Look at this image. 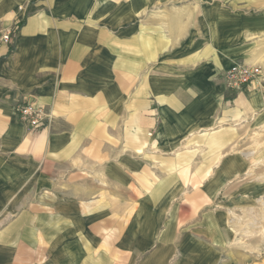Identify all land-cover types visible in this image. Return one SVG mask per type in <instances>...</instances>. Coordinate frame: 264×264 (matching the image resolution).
<instances>
[{
  "label": "crops",
  "instance_id": "1",
  "mask_svg": "<svg viewBox=\"0 0 264 264\" xmlns=\"http://www.w3.org/2000/svg\"><path fill=\"white\" fill-rule=\"evenodd\" d=\"M0 25V264L255 262L228 255L215 187L243 183L232 148L264 124L263 93L222 82L264 72V0H0ZM185 140L220 161L181 162Z\"/></svg>",
  "mask_w": 264,
  "mask_h": 264
},
{
  "label": "rangeland",
  "instance_id": "2",
  "mask_svg": "<svg viewBox=\"0 0 264 264\" xmlns=\"http://www.w3.org/2000/svg\"><path fill=\"white\" fill-rule=\"evenodd\" d=\"M258 124L254 122L245 127L242 138L232 148L240 151L243 183L236 187H215L219 195L223 194L222 197L229 200L225 206L233 231L231 240L238 243L237 249L229 250L228 255L245 261L253 259L255 262H248L250 264H264V124L256 127ZM187 141L181 147V162H203L205 158L207 161H220V153L205 155L202 146L193 145L192 142L188 145ZM191 172L198 174L202 171ZM218 172L212 170V177L218 176Z\"/></svg>",
  "mask_w": 264,
  "mask_h": 264
},
{
  "label": "built area",
  "instance_id": "3",
  "mask_svg": "<svg viewBox=\"0 0 264 264\" xmlns=\"http://www.w3.org/2000/svg\"><path fill=\"white\" fill-rule=\"evenodd\" d=\"M14 26L0 25V45L11 42ZM222 82L226 89L241 91L253 84L264 93V72L258 64L234 63L222 73ZM21 121L30 132H37L49 121L45 108L35 103H25L16 107Z\"/></svg>",
  "mask_w": 264,
  "mask_h": 264
}]
</instances>
